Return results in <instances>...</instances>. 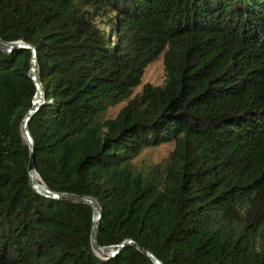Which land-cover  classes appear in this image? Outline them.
Segmentation results:
<instances>
[{"label":"trees","instance_id":"16d2710c","mask_svg":"<svg viewBox=\"0 0 264 264\" xmlns=\"http://www.w3.org/2000/svg\"><path fill=\"white\" fill-rule=\"evenodd\" d=\"M0 39L37 50L35 171L97 202L99 246L264 264V0H0ZM161 55L163 85L133 95ZM31 59L0 51V264H153L131 246L99 258L91 207L31 188ZM169 143L157 164L134 163Z\"/></svg>","mask_w":264,"mask_h":264},{"label":"water","instance_id":"95a60500","mask_svg":"<svg viewBox=\"0 0 264 264\" xmlns=\"http://www.w3.org/2000/svg\"><path fill=\"white\" fill-rule=\"evenodd\" d=\"M13 49L29 50L32 53L31 70H30L29 76L35 85L36 94H35L34 101H33V107L26 115L23 121V124H22V134H23L25 141L29 145L30 152H31L29 167H28L29 181H30L31 188L34 190L36 194H38L39 196L45 199H49L53 201H67V202H72V203L86 204L91 207L92 212H93V225L91 229V246H92L94 253L99 258L101 259L113 258L117 256L124 248L131 246L139 250V252H141V254H143L145 257L149 258L153 264H162V262L156 256H154L151 252L140 248L137 244H135L131 240L123 242L119 246H111V247L99 246L97 242V237H98V229H99L100 220L102 217V212H101L99 205L93 198L86 197V196H77V195H72V194L54 193V192H51L42 183L41 179H40L41 184H37L34 182L33 174L36 172L35 162H34L35 142L29 131L28 126L32 118L41 108L45 95H44L42 81L40 79V74H39L38 56H37L36 48L28 44H25L23 42L6 43L0 39V51L10 53Z\"/></svg>","mask_w":264,"mask_h":264},{"label":"rangeland","instance_id":"374dc122","mask_svg":"<svg viewBox=\"0 0 264 264\" xmlns=\"http://www.w3.org/2000/svg\"><path fill=\"white\" fill-rule=\"evenodd\" d=\"M110 11H107L109 13ZM165 81L164 73V58L161 55L154 63L149 65L142 78L140 85L134 90L133 95L140 93L141 89L146 84H151L154 86H161ZM126 103H122L119 106L112 107L107 113L104 114V119L113 118L118 108L123 107ZM173 143L164 144L156 148H144L139 157L134 160L138 166H151L157 164L160 160L167 156V154L172 150Z\"/></svg>","mask_w":264,"mask_h":264},{"label":"bare ground","instance_id":"6f19581e","mask_svg":"<svg viewBox=\"0 0 264 264\" xmlns=\"http://www.w3.org/2000/svg\"><path fill=\"white\" fill-rule=\"evenodd\" d=\"M33 180H34V182L37 183V184H39V182H40V178H39V176L36 174V172L33 174ZM41 186H43V185H41Z\"/></svg>","mask_w":264,"mask_h":264}]
</instances>
